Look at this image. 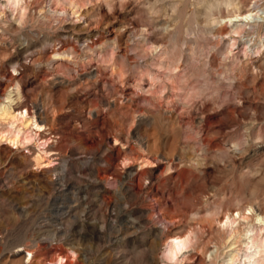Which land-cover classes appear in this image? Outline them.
Masks as SVG:
<instances>
[{
  "label": "rangeland",
  "instance_id": "rangeland-1",
  "mask_svg": "<svg viewBox=\"0 0 264 264\" xmlns=\"http://www.w3.org/2000/svg\"><path fill=\"white\" fill-rule=\"evenodd\" d=\"M80 4L74 30L33 10L21 27L7 28L9 11L0 16V41L10 40L0 100L18 82L19 103L43 123L29 145L0 143V264H165L164 243L187 231L194 249L166 264H225L228 247L211 257L219 237L210 220L264 211V86L231 68L257 55L264 65V25L224 54L217 24L205 31L201 15L168 17V7L155 26L147 0ZM152 42L170 51L137 54ZM66 45L71 69L54 72L47 56ZM42 139L49 167L33 164ZM231 247L243 262L244 245Z\"/></svg>",
  "mask_w": 264,
  "mask_h": 264
},
{
  "label": "bare ground",
  "instance_id": "bare-ground-1",
  "mask_svg": "<svg viewBox=\"0 0 264 264\" xmlns=\"http://www.w3.org/2000/svg\"><path fill=\"white\" fill-rule=\"evenodd\" d=\"M147 2L149 3L148 4L149 5V7H148L149 13L148 14L152 13V14H155L157 16V17H154L155 15L154 16L152 15V17H150V20L154 23L153 25H155V26H158V25L161 26L162 24L165 23V19H163L162 16L166 17V15L169 14V13H167V11L169 10L168 7L170 8L169 11L176 13L174 16L169 15L168 17H173V18L175 16L180 17L181 14L182 15L189 14V16L191 15V16H196V17L201 15V17H203V21L205 23L204 25L206 26L204 28V30L209 32V33H211L212 29L215 27L212 25L217 24L216 25L218 28L217 32L219 35L217 45L218 46L221 44L225 45L224 51H223L224 54H226L228 52H232L233 46L237 44L240 37H243L246 33L248 34V33H250V31L253 32L254 30H255L256 35H257V30L259 29V27L264 25V0H253V1H249V0H195V1H192V0H147ZM18 3H19V6H17ZM81 3H82V1H81ZM61 4H62V6H59ZM200 4H203L202 8H200V6H198ZM181 5H183V10L180 9ZM81 6H83V4L82 5L80 4V0H45V1H41V0L40 1L0 0V10H1L0 16L2 14H4L6 11H9L13 17H11L9 19L10 20L9 23L6 24L7 28L10 27L12 22H17L16 26L21 27L24 25V22L26 23V21H27L26 18H27L28 12L30 10H33L34 12H38V14H41V15L42 14H51L54 16L56 15V17L57 16L60 17V19L62 17L64 19H69L70 20V27L73 29L78 25L79 21L84 19L85 15L81 11ZM192 6H195V7L191 8ZM82 10H83V8H82ZM54 16H52V17H54ZM245 16H249L250 18L249 19H234V17H245ZM29 17L32 18L31 16H29ZM34 17L35 16H33V18ZM221 18H222V20H221ZM150 20H148V21L150 22ZM67 21L68 20H66L65 22H67ZM228 21H231V22L229 23ZM36 22H38V21H36ZM58 22H59V20H58ZM44 24H45V22H44ZM60 24H61V22H60ZM147 25H149V24H147ZM63 34H67V33H63ZM29 39H31V38H29ZM81 39H83V38H81ZM9 41L10 40H8V38H4L2 41H0V55H2L4 52L8 51V48L10 46ZM263 42H264V38H263ZM67 46L68 45L63 46L60 50L54 49L51 52L49 51L50 54L47 56L48 57V64L50 65L51 68L54 69V72H55V69H57V68L60 69L61 72H62V70H64L63 72H68L71 69V67H69L70 66L69 63H71L73 61V59L71 58V56H69L70 52L68 51ZM40 47H41V45H40ZM158 48H159V51H161V54H167L170 51L169 50L170 48H168V46L166 44L165 45L164 44L158 45V44H153V42H152L151 47L148 49H143V48L139 49L138 48L139 50L137 51V54L138 55L139 54L145 55V54H148L149 50H150V52H153V51L158 50ZM34 51L36 52L37 50H34ZM260 51H261L260 49H257L256 53H259ZM263 54H264V52H263ZM20 56H22V55H20ZM23 57L24 56H22V58ZM41 58L42 57H40V59ZM25 59H26V57H25ZM34 59H36L34 61L38 62L37 58H34ZM174 68L175 67H173V69ZM231 68L232 69L238 68V70L240 69L241 71L246 72V74L250 72V74H252V76H254L256 79H259L261 86H264V65L261 62V56L260 55L255 56V58L250 60L249 63L240 64L237 67H235L233 65ZM254 69H256L255 72H254ZM13 70L15 71V68ZM57 72H60V71L57 70ZM58 74H60V73H58ZM148 75H150L151 80L158 79L157 76H155L151 73ZM58 76H60V75H58ZM244 76H246V75H244ZM77 77H79V76H77ZM256 79H255V81H256ZM62 94H64V93H62ZM20 99H21V87H20V84L18 82H16L13 86H11L10 89L8 88L7 90H5V92H3L2 98L0 100V124L5 127V130L0 131V143L8 144V146L11 148H17L21 145L31 144V142L35 139V136L38 134L37 132H40L43 130V125H42L43 123L41 124L40 122L39 123L36 122V120L34 119V116L30 115L27 108H25L26 106L23 107L21 105V103H19V102H21V101H19ZM63 100L57 99L54 102L55 105L57 106V108H60L62 106V104H64ZM44 120H47V119H44ZM32 131H34V134H32ZM46 141H47L46 139H42V141L39 144V145H42V148H39L40 150L35 152V155L33 158V164L37 167H41L43 163H45L44 167L51 166V165H48V163L51 162V160H50L51 154L49 153L51 150H48L47 148H45ZM54 152H56V151H54ZM260 206H261V204H260ZM249 209H252L251 213L245 212V208H238L236 211L237 212L236 215H233L234 211L233 212L228 211V212H225L221 215L213 217L210 220L211 221L210 223H212L211 225H213V223L215 221H217V223H218L216 231H218L217 233H218L219 241H218V244L215 245V249L212 250V252L209 251V252H211V257H213V259H215V261H216V259H218L220 257V254L224 252V251L222 252V249L228 247L229 250L226 253L224 252L225 256H224L223 262L225 264H264V226H262L260 228L261 231H259L260 232L259 233V232H257V229H256L257 228V224H256L257 222L255 223V221H259V222L264 221V211L259 206L249 207L248 210ZM231 210L232 209H230V211ZM226 218L228 220V224L224 225L222 227L221 225H223L224 220ZM210 230H212V227ZM189 233L191 235H189ZM185 237H187V241H186V245H185L184 250L182 252H180L178 255H176L175 258L173 259V255H174L175 250H176V245H175L174 241L177 239L184 240ZM196 237L197 236L193 231H187V232H184L182 234L170 236L168 238V240L164 243V247L161 250L162 251L161 252L162 253V256H161L162 259L168 260L165 262V264L169 261H172V263H174V261H176L179 256L181 258H183L181 260H184L185 257L187 259L188 254H186V252L190 251V249L193 248V244L196 242ZM237 243H241L242 245H244V248H242V250H244V253H242L243 254L242 255L243 256L242 261L243 262H241V260H240L241 258L240 259L238 258V252L231 247ZM198 245L200 246V244L197 243V246ZM206 245H207V243H206ZM239 249L241 250V248H239ZM16 251H20V249H17ZM206 251H207V249H206ZM73 252H71V253H73ZM27 253L32 255V252H30V251H27ZM27 253L23 255L22 261H24L25 257L27 256ZM61 258H62V256L59 257L58 259H61ZM72 258H73V255H72ZM43 261H45V260H43Z\"/></svg>",
  "mask_w": 264,
  "mask_h": 264
},
{
  "label": "clouds",
  "instance_id": "clouds-1",
  "mask_svg": "<svg viewBox=\"0 0 264 264\" xmlns=\"http://www.w3.org/2000/svg\"><path fill=\"white\" fill-rule=\"evenodd\" d=\"M17 6H19V3L17 4ZM249 18H250L249 16H245V17H234V19H249ZM228 22L230 23L231 21H228ZM251 211H252V209H249L248 210L249 213H251ZM227 224H228V220L226 218L224 220L223 225H221V226L223 227L224 225H227ZM189 235H191V234L189 233ZM186 241H187V237H185L184 240L177 239V240L174 241V243L176 245V250H175V253L173 255V259L175 258L176 255H178L180 252H182L184 250L185 245H186Z\"/></svg>",
  "mask_w": 264,
  "mask_h": 264
}]
</instances>
